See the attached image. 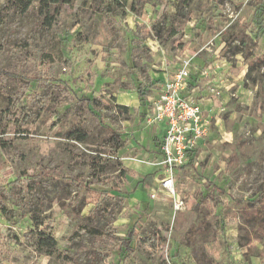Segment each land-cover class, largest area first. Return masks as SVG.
Instances as JSON below:
<instances>
[{
	"label": "rangeland",
	"instance_id": "obj_1",
	"mask_svg": "<svg viewBox=\"0 0 264 264\" xmlns=\"http://www.w3.org/2000/svg\"><path fill=\"white\" fill-rule=\"evenodd\" d=\"M242 31L264 54V0L34 1L24 13L0 0V264H87L92 249L107 255L99 264H264V219L249 204L262 194L264 205V65L248 71L221 50ZM179 57L190 59L195 101L213 111L174 170L182 199L209 197L174 212L139 181L164 175V124L144 118ZM42 168L29 191L12 183ZM48 224L56 246L37 251ZM131 228L133 252L122 253ZM153 230L162 243L143 246Z\"/></svg>",
	"mask_w": 264,
	"mask_h": 264
},
{
	"label": "built area",
	"instance_id": "obj_2",
	"mask_svg": "<svg viewBox=\"0 0 264 264\" xmlns=\"http://www.w3.org/2000/svg\"><path fill=\"white\" fill-rule=\"evenodd\" d=\"M189 67V58H178L176 66L164 76L156 95L150 98L149 110L144 118L149 125L163 123L165 127L160 144L161 163L165 171L157 178L155 189L149 193V197L155 200L158 194L169 196L174 212L184 207V200L175 187L174 170L186 162L188 152L194 150L208 134L211 115L206 117L209 113L204 112L213 111V108H205L200 100L195 101V87L188 88Z\"/></svg>",
	"mask_w": 264,
	"mask_h": 264
},
{
	"label": "trees",
	"instance_id": "obj_3",
	"mask_svg": "<svg viewBox=\"0 0 264 264\" xmlns=\"http://www.w3.org/2000/svg\"><path fill=\"white\" fill-rule=\"evenodd\" d=\"M34 1L38 2V6L41 10L47 9L51 4H56V5H58L59 3L70 4L73 2V0H7V5L15 12L24 13L28 10L30 5ZM187 1L185 0L186 3ZM49 24L50 22H48V25ZM256 38H257V35L252 37L246 34L245 32L243 33V31H242V34H238L236 32L235 34H233L231 32L230 36L223 38L224 45L221 49L223 52V55L227 56L226 49L227 47H230L229 53L231 55L239 54L246 60V63L248 64V71H250V69L254 67H259V66L264 65V54L260 55L257 52L258 40H256ZM4 74L7 75V73H4ZM1 75L4 78H6L5 75L3 74ZM28 86L22 89V92L19 94V96H21V94H23L24 91L28 90ZM189 86L190 85L188 84V87ZM15 102H16L15 97L10 96L9 97V104H10L9 108L11 107L12 109V107H15L16 106ZM118 106L120 107V105ZM83 136L84 135L80 133L78 134L77 138L81 139ZM45 171L46 170L42 168V172L36 175H31V174L29 175L25 171L21 172L19 174V177L12 179V183L16 184V186L19 187L21 190L27 189L29 191L30 190L29 182L36 178L45 176L44 175ZM153 179H154V173H147L143 176V178L139 182H141L146 189H149L154 184ZM23 181H25V185L23 184ZM200 195L202 197V199L200 200L198 199L197 194L187 195L185 198H183L184 206L186 208L198 210L200 206L202 205L203 199L204 198L206 199L209 197L207 193L200 192ZM249 204L252 205L253 210L255 212V216H260V218L264 219V210H263L264 205L262 206L263 204L262 194H259L255 198L249 200ZM29 214H31V219L35 227L39 225H43L44 218L38 216V207H36L35 209L30 208ZM50 229H51V226L48 224L46 225L45 229H41V230L39 229L37 231L39 236L36 240L32 241V245L37 251H39V249L49 250L50 248H53L56 246V243H57L56 238L49 232ZM90 231L93 236L99 237L100 239L102 235L104 234L102 229H99L95 226H92ZM134 234H135L134 229L131 228L126 233V237L121 239L119 248L122 251V253L131 254L133 252L132 242L134 239ZM162 241H163V238L161 237L160 233L157 230L151 231L148 234V236L139 240V242L143 246H146L149 248H156L159 244L162 243ZM87 255L89 258V262L87 264H99V262L103 263L107 258V255L104 252H101L97 249H92L91 251H88ZM65 261H66L65 264H79L76 258L70 255L65 256Z\"/></svg>",
	"mask_w": 264,
	"mask_h": 264
},
{
	"label": "crops",
	"instance_id": "obj_4",
	"mask_svg": "<svg viewBox=\"0 0 264 264\" xmlns=\"http://www.w3.org/2000/svg\"><path fill=\"white\" fill-rule=\"evenodd\" d=\"M159 130H160V128H159ZM161 130H163V129H161ZM163 132H164V130H163ZM163 132L161 133V135L163 134ZM156 181H157V179H156ZM154 184H156V182H155V181H154ZM154 184H153V185H154Z\"/></svg>",
	"mask_w": 264,
	"mask_h": 264
}]
</instances>
